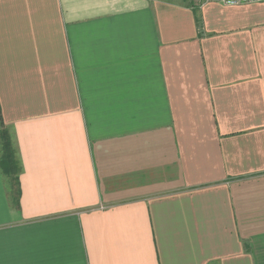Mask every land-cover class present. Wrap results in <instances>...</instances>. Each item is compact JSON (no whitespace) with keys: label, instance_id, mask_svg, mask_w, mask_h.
Returning a JSON list of instances; mask_svg holds the SVG:
<instances>
[{"label":"crops","instance_id":"1","mask_svg":"<svg viewBox=\"0 0 264 264\" xmlns=\"http://www.w3.org/2000/svg\"><path fill=\"white\" fill-rule=\"evenodd\" d=\"M0 264H264V3L0 0Z\"/></svg>","mask_w":264,"mask_h":264},{"label":"trees","instance_id":"2","mask_svg":"<svg viewBox=\"0 0 264 264\" xmlns=\"http://www.w3.org/2000/svg\"><path fill=\"white\" fill-rule=\"evenodd\" d=\"M0 166L3 173L10 179L16 187L19 166L14 156L12 144L7 132H1V160Z\"/></svg>","mask_w":264,"mask_h":264},{"label":"built area","instance_id":"3","mask_svg":"<svg viewBox=\"0 0 264 264\" xmlns=\"http://www.w3.org/2000/svg\"><path fill=\"white\" fill-rule=\"evenodd\" d=\"M225 7L264 3V0H208Z\"/></svg>","mask_w":264,"mask_h":264}]
</instances>
